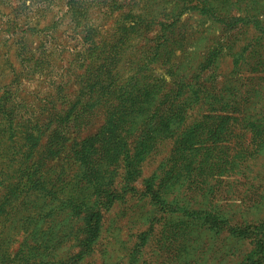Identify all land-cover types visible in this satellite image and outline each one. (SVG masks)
<instances>
[{"label": "rangeland", "instance_id": "1", "mask_svg": "<svg viewBox=\"0 0 264 264\" xmlns=\"http://www.w3.org/2000/svg\"><path fill=\"white\" fill-rule=\"evenodd\" d=\"M0 264H264V0H0Z\"/></svg>", "mask_w": 264, "mask_h": 264}, {"label": "trees", "instance_id": "2", "mask_svg": "<svg viewBox=\"0 0 264 264\" xmlns=\"http://www.w3.org/2000/svg\"><path fill=\"white\" fill-rule=\"evenodd\" d=\"M247 123H249V124H251L253 127L256 125V121H254V120H250V118L247 120ZM258 131H261V126L259 125L258 126V129L256 130V132H258Z\"/></svg>", "mask_w": 264, "mask_h": 264}]
</instances>
